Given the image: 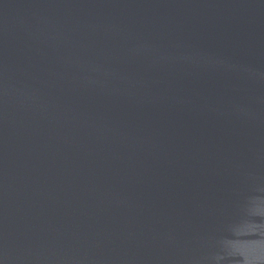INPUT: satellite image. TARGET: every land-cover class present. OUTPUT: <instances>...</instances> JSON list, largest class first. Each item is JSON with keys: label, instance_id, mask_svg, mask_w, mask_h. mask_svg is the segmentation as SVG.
<instances>
[{"label": "water", "instance_id": "water-1", "mask_svg": "<svg viewBox=\"0 0 264 264\" xmlns=\"http://www.w3.org/2000/svg\"><path fill=\"white\" fill-rule=\"evenodd\" d=\"M0 264H264V0H0Z\"/></svg>", "mask_w": 264, "mask_h": 264}]
</instances>
